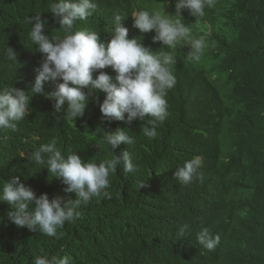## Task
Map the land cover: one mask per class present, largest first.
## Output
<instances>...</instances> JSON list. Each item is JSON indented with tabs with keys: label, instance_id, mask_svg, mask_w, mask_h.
Listing matches in <instances>:
<instances>
[{
	"label": "trees",
	"instance_id": "1",
	"mask_svg": "<svg viewBox=\"0 0 264 264\" xmlns=\"http://www.w3.org/2000/svg\"><path fill=\"white\" fill-rule=\"evenodd\" d=\"M243 1L246 11L235 43L205 46L200 60L188 57V46L164 49L175 56L177 82L167 93L169 114L156 138L144 137L138 120L101 123L93 101L74 126L64 119L67 104L57 113L54 101L43 94L31 98V112L16 131H0V180L19 177L37 197L47 193L50 199H75L74 193L64 192L61 180L28 160L53 139L63 154L77 152L85 162L99 163L128 150L138 165L133 173L118 167L110 177L109 196L81 205L79 216L56 237L18 229L7 220L8 205L0 201V264H33L35 256L44 254L69 255L73 264H264V0ZM51 2L0 0V90L13 86L28 91L34 83L42 54L30 42L31 26L24 20L42 13L48 20L45 34L57 35L60 26L48 11ZM95 2L97 11L77 22L76 30L97 31L103 42L115 15L129 28L134 11H160L169 0ZM222 15L212 11L206 22H218ZM7 46L18 54L17 63L6 58ZM104 71L115 76L110 68ZM53 90L52 83L45 84V93ZM98 97L102 102L105 94ZM117 128L127 129L134 142L121 144L113 154L100 143L99 130L114 133ZM194 156L203 157L204 180L181 185L174 179L175 169ZM141 181L148 186L139 190ZM185 224L190 231L178 238ZM204 228L220 237L212 251L198 243Z\"/></svg>",
	"mask_w": 264,
	"mask_h": 264
},
{
	"label": "clouds",
	"instance_id": "2",
	"mask_svg": "<svg viewBox=\"0 0 264 264\" xmlns=\"http://www.w3.org/2000/svg\"><path fill=\"white\" fill-rule=\"evenodd\" d=\"M166 5L160 11H134L129 17V28L122 16L115 15L112 32L105 34L103 42L97 31L76 30L77 22L87 21L97 11L95 0H52L48 11L60 26L54 36L45 34L48 20L41 18L42 13L25 17L24 23L31 26L29 40L36 52L42 54V60L28 91L13 86L0 90V131H16L19 122L31 112V98L43 94L54 101L57 113L67 104L64 119L74 122V126L93 101L99 105L101 123L131 124L138 120L142 122L143 136L149 140L156 138L157 128L169 114L167 93L177 82L173 72L175 56L164 49L188 46V57L200 60L205 46L237 41L246 11L243 0H169ZM212 11L214 15L220 12L223 15L220 21L208 24L206 20ZM132 33L134 38H129ZM149 44L160 50L153 52L145 46ZM4 54L9 61L17 63L18 54L11 47L7 46ZM109 68L115 76L104 71ZM48 83L54 85V90L45 93L44 86ZM102 93L105 98L100 102L98 94ZM83 126L87 127L86 121ZM99 131L103 134L100 143L113 154L121 144L134 142L127 129L117 128L114 133ZM28 160L40 169H47L52 178L61 180L66 186L64 192L74 193L75 199L68 202L61 196L50 199L47 193L37 197L31 187L19 177H13L9 182L0 180V201L10 209L6 217L11 224L48 237H56L66 222H73L81 205L93 198L109 196L110 177L118 167L122 166L125 173L138 168L128 150L99 163L91 159L85 162L77 152L63 154L55 139L37 147ZM202 160L203 157L194 156L185 161L175 169L174 179L181 185L203 182ZM147 186L148 182L137 184L139 190ZM254 206L249 209L254 211ZM189 231L190 225H182L178 238ZM197 240L209 251L220 243V237L213 236L208 228L201 230ZM33 264H73V259L69 255L44 254L35 256Z\"/></svg>",
	"mask_w": 264,
	"mask_h": 264
}]
</instances>
